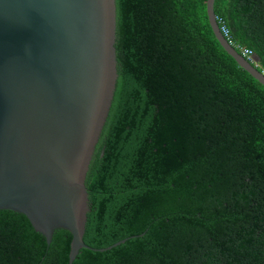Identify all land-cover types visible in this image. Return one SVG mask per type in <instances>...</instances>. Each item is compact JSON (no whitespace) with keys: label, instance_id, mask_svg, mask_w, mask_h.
<instances>
[{"label":"trees","instance_id":"trees-1","mask_svg":"<svg viewBox=\"0 0 264 264\" xmlns=\"http://www.w3.org/2000/svg\"><path fill=\"white\" fill-rule=\"evenodd\" d=\"M213 8L264 71V0ZM117 54L127 95L83 240L130 238L73 264H264V85L221 45L206 0H120ZM70 240L0 211V264H68Z\"/></svg>","mask_w":264,"mask_h":264},{"label":"water","instance_id":"water-1","mask_svg":"<svg viewBox=\"0 0 264 264\" xmlns=\"http://www.w3.org/2000/svg\"><path fill=\"white\" fill-rule=\"evenodd\" d=\"M209 24L264 85V72ZM120 0H0V211L23 214L49 244L81 248L99 164L127 95L117 54ZM143 233L139 234L142 235ZM133 237V236H131Z\"/></svg>","mask_w":264,"mask_h":264},{"label":"built area","instance_id":"built-area-1","mask_svg":"<svg viewBox=\"0 0 264 264\" xmlns=\"http://www.w3.org/2000/svg\"><path fill=\"white\" fill-rule=\"evenodd\" d=\"M215 17H216V20L219 24V27H220L222 34L228 40V42L232 45V43L229 40V38H230L229 29H228L225 21L221 17H218V16H215ZM240 49H241V54L249 60L250 56L252 55V51L248 48H243V47H240Z\"/></svg>","mask_w":264,"mask_h":264}]
</instances>
